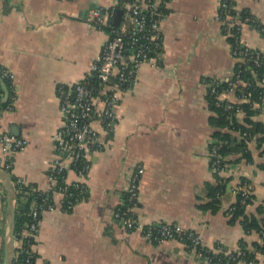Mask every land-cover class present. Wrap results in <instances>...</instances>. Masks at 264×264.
<instances>
[{
  "label": "crops",
  "instance_id": "obj_1",
  "mask_svg": "<svg viewBox=\"0 0 264 264\" xmlns=\"http://www.w3.org/2000/svg\"><path fill=\"white\" fill-rule=\"evenodd\" d=\"M117 0H0V65L15 74L8 87L0 79V134L27 140L26 147L7 158L12 177L24 179L41 191L51 187L50 164L58 156L55 136L63 124L59 85L81 80L98 59L108 33L89 21L92 9L110 8ZM264 25V0H235ZM219 0H169L162 23L163 51L144 63L135 85L121 99L118 124L109 136L94 122L101 149L91 153V168L82 179L72 170L70 184L83 182L86 199L70 211L61 206L43 214L36 245L37 264H214L189 251L181 242L157 241L129 230L114 219L124 204L130 173L145 166L136 218L145 224L169 223L200 233L204 246L222 243L237 249L244 238L252 245L257 232L246 233L240 220L231 223L226 209L236 201L243 178L254 184L246 213L264 217V146L250 141L253 161L231 165L224 177L232 180L217 212L204 208L210 201L208 185L216 178L211 168L210 144L216 128L208 101L212 94L204 79L227 81L239 61L217 19ZM243 39L264 55V33L251 25ZM230 91L218 100L241 102ZM12 106V107H11ZM253 120L264 122V105H255ZM244 111L237 114L239 120ZM223 130H227L224 129ZM233 135H238L234 132ZM0 155L2 146L0 145ZM238 156H233V158ZM7 193L0 180V264L7 237ZM256 263L264 264V254Z\"/></svg>",
  "mask_w": 264,
  "mask_h": 264
},
{
  "label": "built area",
  "instance_id": "obj_2",
  "mask_svg": "<svg viewBox=\"0 0 264 264\" xmlns=\"http://www.w3.org/2000/svg\"><path fill=\"white\" fill-rule=\"evenodd\" d=\"M168 1L117 0L113 7L100 6L91 10L89 21L98 28L106 30L109 37L98 59L92 63L88 73L81 80L70 85L58 86L63 124L55 136L58 156L50 164L51 187L48 191H42V204L31 208L29 214L32 219L23 229L20 237L15 234L16 251L13 264H37L35 248L42 217L46 211L56 208L54 199L56 194L61 196V206L66 210L73 209L76 204L86 199L88 191L85 184L83 182L70 184L68 173L74 170L82 179L88 175L91 168V153L101 149L104 142L100 139L94 122L101 124L105 132L111 136L118 124L117 109L123 94L135 85L140 67L161 55L162 23L167 16ZM118 9L123 11L120 24L115 23ZM217 19L221 24L222 33L230 39L231 52L236 61L242 64L252 63L256 67L264 65L262 52L249 46L243 39V31L247 25L258 28L264 33V25L258 18L253 14L242 15L237 9L235 0H219ZM239 71L241 70H237L236 67L232 69L227 80L229 82L227 91L236 93L239 101H250L245 93L242 96L237 94L238 83L246 85L241 79L237 81L233 79ZM0 76L12 86L15 79L12 71L0 65ZM223 81L214 77L204 79L210 92L216 95L217 99L220 93L218 88ZM260 85L264 86V81L260 82ZM262 95L264 96V92ZM262 99L261 102H255V105L263 104L264 97ZM226 103L227 108H232L236 102L227 100ZM242 111L238 108L236 113ZM215 141L212 139L210 144L211 161L216 157L212 162L213 172H231V165L219 166L221 157L218 156V146ZM26 144L27 140L24 138L1 133L0 168L9 171L10 163L7 162V158L24 149ZM144 173L145 166L142 164L136 165L134 171L130 173L123 196V202L128 205V209L123 213L118 207L114 212V219L126 229L141 231L157 241L177 240L203 260L219 264L223 258L214 260V257L209 255L200 233L169 223L145 224L136 218L135 209L139 204L140 185ZM19 182L24 183L25 180L19 178ZM71 185L76 187L75 191L69 190ZM238 191L242 192L245 198L250 197L254 193L253 182H240ZM246 201L244 200L245 204ZM228 211V215H231V208ZM215 252L219 253L220 249H215ZM226 260L236 261V257L230 256Z\"/></svg>",
  "mask_w": 264,
  "mask_h": 264
},
{
  "label": "trees",
  "instance_id": "obj_3",
  "mask_svg": "<svg viewBox=\"0 0 264 264\" xmlns=\"http://www.w3.org/2000/svg\"><path fill=\"white\" fill-rule=\"evenodd\" d=\"M241 14H251V12L248 10H241ZM236 69L241 71H239L237 76H234L233 79L236 81L241 79L245 82L243 84H246L242 85L238 83L237 94L242 96L245 93V96L250 98V101L243 100L233 104L232 108H227V103L225 101H219L216 95H208L210 107L214 112V115L210 117V124L216 128L213 138L216 140L215 142L218 146V156L221 157L219 163L220 167L233 165L243 159L252 162L254 157L249 147V143L254 138H258V146L260 148L264 146V122L256 123L253 120V116L256 113L255 102L258 103L263 101L262 98L264 97L262 95L264 92V86L260 85V82L264 81V65L256 67L254 64L248 62L243 64L238 63ZM8 85L10 84L8 83ZM228 89L229 82L223 81L221 82L218 91L221 93ZM1 92L2 91L0 90V93ZM238 108H241L245 114L242 121L237 118L236 110ZM223 128L227 130H223ZM234 132H237L239 136L233 135ZM233 156L238 157L233 158ZM215 158L216 157L211 161V167ZM260 167L264 168V161L260 164ZM214 176L216 178L215 183L208 185L210 201L204 206V208L217 212L221 208L222 197L225 195L227 186L232 178L224 177L219 171H216ZM13 179L16 187L15 198L17 202L15 234L17 237H20L21 232L32 219L29 214L31 208L42 204L43 199L41 195L42 191L39 190L36 185L27 183L26 181L20 183L19 178L13 177ZM244 181L251 182L250 179L246 178H243L241 182ZM75 189L76 187L73 185L69 187L70 191H75ZM245 197L246 196L243 195L242 192L238 191L236 201L230 207V222L235 223L240 220L244 226L245 232H257L260 236V241L250 245L244 238H242L237 249H231L222 243H218L215 246V249L219 248V253H216L215 249L206 248L209 251V255L214 257V260L223 258L219 264H236L240 261L256 263L258 261V254H264V217L258 218L246 213V206L252 202L254 195H251L248 198ZM244 200H247V204L244 203ZM120 208L124 213L127 211L128 205L123 204ZM228 210L229 209H226V214H229ZM261 211L264 212V208H262ZM27 240L28 239H25V241ZM230 256L236 257V261H227L226 259Z\"/></svg>",
  "mask_w": 264,
  "mask_h": 264
},
{
  "label": "water",
  "instance_id": "obj_4",
  "mask_svg": "<svg viewBox=\"0 0 264 264\" xmlns=\"http://www.w3.org/2000/svg\"><path fill=\"white\" fill-rule=\"evenodd\" d=\"M123 11L118 9L117 15L115 18V23L120 24L122 19ZM2 79V85L5 90V98L7 99L9 95L8 87L6 81ZM0 180L5 184L6 193H7V237L5 243V252H4V262L3 264H13L14 254L16 251L15 248V226H16V198H15V182L10 171L0 168Z\"/></svg>",
  "mask_w": 264,
  "mask_h": 264
}]
</instances>
